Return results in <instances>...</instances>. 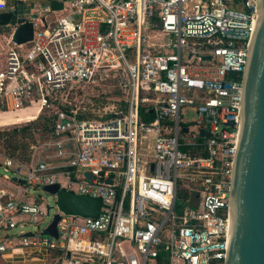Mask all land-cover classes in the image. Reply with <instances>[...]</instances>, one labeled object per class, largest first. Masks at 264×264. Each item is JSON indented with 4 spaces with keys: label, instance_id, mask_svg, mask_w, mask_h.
I'll return each instance as SVG.
<instances>
[{
    "label": "built area",
    "instance_id": "built-area-1",
    "mask_svg": "<svg viewBox=\"0 0 264 264\" xmlns=\"http://www.w3.org/2000/svg\"><path fill=\"white\" fill-rule=\"evenodd\" d=\"M52 1L61 9L36 7L28 19L31 41L16 45L10 38L0 70V118L36 121L53 113L45 152L32 147L27 162L7 157L2 164L24 188L20 199L0 190V258L224 264L257 0ZM106 78L117 83V105L91 116L66 104L76 88ZM188 110L195 122L182 119ZM55 184L100 199L101 214L56 209L55 238L42 234L47 226L26 232L49 212L40 200L28 201V189ZM180 189L185 207H177Z\"/></svg>",
    "mask_w": 264,
    "mask_h": 264
},
{
    "label": "water",
    "instance_id": "water-1",
    "mask_svg": "<svg viewBox=\"0 0 264 264\" xmlns=\"http://www.w3.org/2000/svg\"><path fill=\"white\" fill-rule=\"evenodd\" d=\"M50 8L59 10L61 5L52 1ZM12 20V13H0V26L10 25ZM32 33V24L23 22L14 29L11 41L27 43ZM41 191L53 196L56 209L64 215L96 219L101 214L102 201L98 198L61 190L56 184ZM58 221L55 214L42 234L55 238ZM224 264H264V0H257L242 72Z\"/></svg>",
    "mask_w": 264,
    "mask_h": 264
},
{
    "label": "rangeland",
    "instance_id": "rangeland-1",
    "mask_svg": "<svg viewBox=\"0 0 264 264\" xmlns=\"http://www.w3.org/2000/svg\"><path fill=\"white\" fill-rule=\"evenodd\" d=\"M43 6L44 4L40 1L17 3L13 22L10 24V27L0 29V68L3 66L5 60V46L7 44V38L14 31L17 25V20L15 19H18L19 21L26 20L36 7L42 8ZM61 15L62 14H58L57 17H60ZM120 98L121 95L118 91L116 81L111 78H106L98 80L94 84L76 88L69 95L66 100V104H71L73 107L80 110L85 109L90 112L91 116H94L93 114H100L104 108L109 107L112 104L117 105V100ZM26 113L29 115L33 114V109L28 110ZM52 116V112H43L37 117L36 121H11L15 117L14 115L0 118L1 121H3L1 123L7 125L0 126V165L3 159L7 157L20 161L25 160L31 155L32 147H36L38 150L37 152L44 153L45 151L42 147L49 140L47 127L50 126L51 122H49V119L51 120ZM182 119L187 122H195L197 117L193 111L188 110L182 113ZM23 127L29 128V131L26 134L29 136L25 138L23 134H13V130H20ZM22 145L24 148H21ZM13 146L17 147L15 151L12 150ZM4 175L11 180L15 178V175L12 172L5 173L3 168L0 166V177H3ZM27 196L30 199L40 200L45 208H49L48 214L45 215L41 221L35 225H27L24 228L26 232L38 233L52 221L53 216L56 214L55 200L53 196L42 192L40 188L36 190L29 188ZM185 200V197H183V195L180 196L179 193L177 197V205L179 207H185ZM19 231L20 229L17 228L12 231V233L18 234ZM0 264L15 263L8 262L0 258ZM46 264H50V262L47 261Z\"/></svg>",
    "mask_w": 264,
    "mask_h": 264
},
{
    "label": "crops",
    "instance_id": "crops-1",
    "mask_svg": "<svg viewBox=\"0 0 264 264\" xmlns=\"http://www.w3.org/2000/svg\"><path fill=\"white\" fill-rule=\"evenodd\" d=\"M40 1L41 3L45 5H49L50 6V3L52 2V0H37V1H28V0H7L6 1V5H7V9L0 12V13H3V12H10L13 14V18H14V12L16 11V6H17V3H20V2H38ZM56 2V1H54ZM13 7L14 8V11L12 12L10 10V8ZM34 11V10H33ZM32 14V13H31ZM30 14V15H31ZM29 15V16H30ZM29 16H28V19H29ZM28 19L26 20H18V19H15L17 20V25L16 27L23 23V22H26L28 21ZM13 22V20L11 21ZM29 22V21H28ZM10 27V25H9ZM14 32V31H13ZM13 32L8 36L7 38V44L5 46V53H6V50H7V47H8V44H9V40L10 38H12V34ZM4 63H5V60H4ZM4 67V64L3 66L0 68V70ZM13 121V119L11 120ZM1 122V119H0V126H7V125H4L2 124ZM5 159V158H4ZM4 159L3 161L1 162V167H2V164L4 162ZM24 186H23V183H20L18 179L16 178H13L12 180L11 179H8V178H5L4 176L3 177H0V190H2L5 194L9 195V196H12L16 199H20L21 198V191L23 190ZM32 199H28V201H31ZM22 219H25V217H23ZM15 264H17V262L13 261Z\"/></svg>",
    "mask_w": 264,
    "mask_h": 264
},
{
    "label": "trees",
    "instance_id": "trees-1",
    "mask_svg": "<svg viewBox=\"0 0 264 264\" xmlns=\"http://www.w3.org/2000/svg\"><path fill=\"white\" fill-rule=\"evenodd\" d=\"M49 122H50V119H49ZM49 127L50 126L47 127L48 131H49ZM28 131H29V128L28 127H23L20 130H13V134H23L25 136V138H26L27 136H29V135H26ZM22 147H23V145L21 146V148ZM15 149H17V147L16 146H13V149L12 150L15 151ZM28 160H29V157L26 158L25 160H22V161L27 162ZM180 190L181 191H178V194L180 193V196L183 195V197H185V199H186L187 198L186 190H184V189H180ZM177 207H179V206L177 205Z\"/></svg>",
    "mask_w": 264,
    "mask_h": 264
},
{
    "label": "flooded vegetation",
    "instance_id": "flooded-vegetation-1",
    "mask_svg": "<svg viewBox=\"0 0 264 264\" xmlns=\"http://www.w3.org/2000/svg\"><path fill=\"white\" fill-rule=\"evenodd\" d=\"M5 27H9V25H7V26H0V29H1V28H5Z\"/></svg>",
    "mask_w": 264,
    "mask_h": 264
}]
</instances>
